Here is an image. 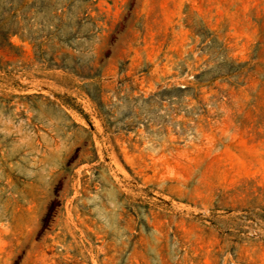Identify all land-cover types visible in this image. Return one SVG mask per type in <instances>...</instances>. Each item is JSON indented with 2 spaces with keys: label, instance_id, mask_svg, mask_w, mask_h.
I'll list each match as a JSON object with an SVG mask.
<instances>
[{
  "label": "rangeland",
  "instance_id": "obj_1",
  "mask_svg": "<svg viewBox=\"0 0 264 264\" xmlns=\"http://www.w3.org/2000/svg\"><path fill=\"white\" fill-rule=\"evenodd\" d=\"M0 264H264V0H0Z\"/></svg>",
  "mask_w": 264,
  "mask_h": 264
}]
</instances>
